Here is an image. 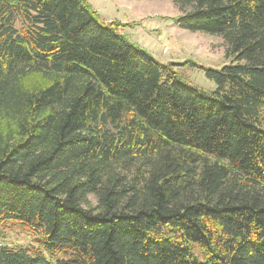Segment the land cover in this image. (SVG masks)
I'll return each instance as SVG.
<instances>
[{"label":"trees","instance_id":"trees-1","mask_svg":"<svg viewBox=\"0 0 264 264\" xmlns=\"http://www.w3.org/2000/svg\"><path fill=\"white\" fill-rule=\"evenodd\" d=\"M172 2L213 90L86 0H0V229L42 237L0 264H264V0Z\"/></svg>","mask_w":264,"mask_h":264},{"label":"rangeland","instance_id":"rangeland-1","mask_svg":"<svg viewBox=\"0 0 264 264\" xmlns=\"http://www.w3.org/2000/svg\"><path fill=\"white\" fill-rule=\"evenodd\" d=\"M86 2L102 22L118 23L120 33L132 44L147 51L156 61L172 64V69L181 81L189 85L213 90L214 83L205 77L200 67L219 70L230 64L231 59L226 55L227 47L221 38L190 33L177 26L180 12L172 0ZM86 206L94 208L95 199L89 197ZM41 241V236L18 225L0 229V246L10 249L35 250L42 248ZM43 254L48 259L44 251Z\"/></svg>","mask_w":264,"mask_h":264}]
</instances>
